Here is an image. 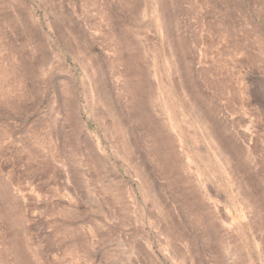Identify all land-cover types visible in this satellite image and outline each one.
Listing matches in <instances>:
<instances>
[{
	"label": "rangeland",
	"instance_id": "1",
	"mask_svg": "<svg viewBox=\"0 0 264 264\" xmlns=\"http://www.w3.org/2000/svg\"><path fill=\"white\" fill-rule=\"evenodd\" d=\"M0 264H264V0H0Z\"/></svg>",
	"mask_w": 264,
	"mask_h": 264
}]
</instances>
